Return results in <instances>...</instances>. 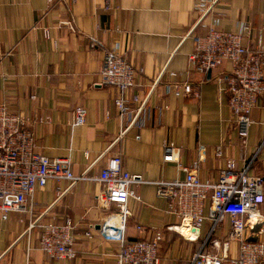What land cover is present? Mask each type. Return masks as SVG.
Returning a JSON list of instances; mask_svg holds the SVG:
<instances>
[{"label":"crops","instance_id":"crops-1","mask_svg":"<svg viewBox=\"0 0 264 264\" xmlns=\"http://www.w3.org/2000/svg\"><path fill=\"white\" fill-rule=\"evenodd\" d=\"M197 1L110 0V8L105 9V0H0V102L28 118L38 154L67 158L72 173L84 176L71 186L67 180L48 179L28 197L30 212L0 218V264H116L119 243L104 238L100 230L111 211L96 200L101 190L96 177L115 153L121 154L126 171L145 181L132 185L140 199L128 200L127 238L146 239L161 232L160 264H188L204 242L206 250L220 252L228 240V255L237 256L238 242L230 236L227 216L209 237L211 222L205 220L197 239L189 240L168 228L177 220L166 213L165 200L155 194V181L185 175L175 162L163 161L165 141L177 148L183 166L200 158L197 175L202 181H216L226 159H233L240 169L249 158L253 161L248 173L264 180V97L251 110L244 145L224 90L230 62L224 61L209 76L194 71L188 62L196 38L205 35L212 22L226 31L238 30L245 21L264 29V0H218L203 18L195 10ZM64 20H70L72 28L62 24ZM92 39L97 42L94 47H90ZM116 47L141 70L136 71L129 93L148 95L140 126L118 140L115 90L100 84L99 74L104 50ZM169 71L176 76L170 77ZM175 82L197 86L199 97L175 95L169 86ZM77 106L86 108V122L72 126ZM45 117L49 121L39 120ZM219 145L221 157L215 155ZM39 217L71 220L72 259H51L39 250V229H29ZM137 225L145 231H138ZM246 234L264 240V220L249 224ZM212 241L219 247L214 248Z\"/></svg>","mask_w":264,"mask_h":264},{"label":"built area","instance_id":"built-area-1","mask_svg":"<svg viewBox=\"0 0 264 264\" xmlns=\"http://www.w3.org/2000/svg\"><path fill=\"white\" fill-rule=\"evenodd\" d=\"M110 0H105L109 9ZM218 0H198L195 10L200 18L212 12ZM53 0H48L52 3ZM72 28L71 22L61 21ZM48 37V30H43ZM264 29L254 28L250 22H243L236 31H226L212 22L205 35L196 38L192 53L188 55L190 68L206 76L211 70L229 61L231 69L225 78L227 105L232 114L237 134L246 144L247 130L251 125V110L257 99L264 97ZM92 39L90 47L96 45ZM136 71L116 48L103 52L99 71L100 84L114 88L113 104L117 111L120 129L117 140L132 127H139L147 98L138 93H129L135 86ZM165 68L155 82L161 79ZM170 77L176 73L169 71ZM205 80V79H204ZM172 91L179 96L199 97V88L189 82L170 83ZM87 110L83 106L74 108L70 125L78 126L86 122ZM47 122V117L39 119ZM28 118L12 112L5 102H0V218L7 220L12 212L27 213L28 197L36 186L43 187L48 179L67 180L69 186L84 178L75 176L67 158H50L36 152L34 134L28 127ZM264 144V139L261 146ZM165 162H175L184 171L183 178L158 180L154 182L155 194L166 202V213L175 216L177 222L168 228L176 230L189 240H196L198 231L205 220L211 222L208 237L213 233L222 217L227 216L230 223V236L238 242L236 257L228 255V240L221 244L220 252L208 251L202 246L192 254L188 264H264V240H252L246 234L249 224L264 220V180L261 176L250 175L248 170L253 158L245 160L237 169L233 159H226L225 167L219 171L216 181H202L197 175L200 158L189 166L178 161L177 148L170 142L163 143ZM215 155L222 156L221 146H216ZM101 190L96 196L98 205L111 211L110 216L100 228L104 238L119 243L116 264H160L158 256L162 233L153 232L146 239H129L125 235L130 198L139 200L132 185L144 183L139 175L130 174L122 166L120 153L113 154L96 177ZM112 218V220H111ZM43 220L41 217L30 222L29 229H39V250L55 260H69L75 256L74 225L70 219L62 222ZM115 219V220H113ZM253 220L252 222H249ZM138 231H145L137 225ZM89 237L90 233H86ZM207 237V238H208ZM206 238V241H207ZM214 248L219 245L211 242Z\"/></svg>","mask_w":264,"mask_h":264},{"label":"water","instance_id":"water-1","mask_svg":"<svg viewBox=\"0 0 264 264\" xmlns=\"http://www.w3.org/2000/svg\"><path fill=\"white\" fill-rule=\"evenodd\" d=\"M208 76H209V73H208ZM252 240H254V239H252Z\"/></svg>","mask_w":264,"mask_h":264}]
</instances>
